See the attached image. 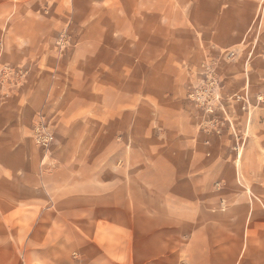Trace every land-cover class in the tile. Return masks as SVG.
Here are the masks:
<instances>
[{
  "label": "crops",
  "instance_id": "obj_1",
  "mask_svg": "<svg viewBox=\"0 0 264 264\" xmlns=\"http://www.w3.org/2000/svg\"><path fill=\"white\" fill-rule=\"evenodd\" d=\"M253 25L254 44L242 46ZM48 31L73 33L77 38L70 43L73 51L66 62L78 64L80 75L87 74L88 66L97 77L101 73L100 84L105 85L88 89L84 83L78 89H65V94L56 86H32L0 101V264H39L40 255L48 257L44 264H72L65 258L56 263L55 257L73 252L84 257L83 264H135L136 256L150 255L136 238L141 225L142 244L150 242V218L144 216L140 224L134 203L119 198V160L128 166L131 152L121 157L105 148L93 153L57 152L43 166L44 156L37 147L30 148V112L42 111L46 97L47 111L57 125L98 129L95 142L107 135V144H128L139 111L131 84L164 75L166 80H178L180 97L193 77L183 63L193 64L195 55L218 48L245 50L243 60L235 62L237 67L221 76L247 80L255 110L244 122L247 132L240 143L250 146L239 153V184L226 186L223 200H191L178 206V232L188 239L186 259L180 264H264V0H0L5 62L41 59V49L55 47L54 41L44 38ZM177 43L178 77L165 71L136 75L140 64L151 71L156 53L165 56L161 65L167 63L168 49ZM25 48L30 53L24 56ZM172 57L170 64L176 61ZM163 95L169 103V96L176 93L166 89ZM55 96L62 98L58 104ZM36 98L42 103L32 106ZM182 110L178 98V112ZM82 136L77 138L80 145L91 138ZM124 186L128 191L129 186ZM103 190L113 192L109 199L93 194ZM46 192L54 203L42 211L51 204ZM22 207L31 209L26 222L32 226L25 237L13 234L14 225L23 222ZM53 207L56 212H49ZM120 229L128 236L120 237ZM124 241L129 246L120 251Z\"/></svg>",
  "mask_w": 264,
  "mask_h": 264
},
{
  "label": "rangeland",
  "instance_id": "obj_2",
  "mask_svg": "<svg viewBox=\"0 0 264 264\" xmlns=\"http://www.w3.org/2000/svg\"><path fill=\"white\" fill-rule=\"evenodd\" d=\"M255 29L256 25H253L245 33L240 42L242 46L249 47L254 44L257 36ZM169 34L175 36V33ZM201 35L203 34L200 33V37ZM44 38L54 41L55 47L41 49L39 55L42 58L38 60L17 64L5 62L4 49L0 47V101L10 99L20 89H32V86H41L44 89L56 86L62 90L61 94H65V89H78L84 83L88 89L94 88L96 84L101 85V73L97 77L94 69L91 70L88 66L86 76L80 75L78 64L66 62L73 51L70 43H75L74 39L77 38L73 33L48 31ZM170 51L174 54H169ZM244 51L243 49L240 52L235 48H218L213 52L204 50L192 58L193 64L183 63V69L192 71L193 77L187 81L186 94L180 97L178 80H166L164 75L160 79L157 74L151 75L150 79L135 80L129 90L135 93V106L139 111L136 112V126L129 133L128 144H107V135L100 136L95 142L98 129L81 127L77 121L73 123L78 125L61 127L54 123L53 113L47 111L46 97L43 103L39 98V104L37 98L32 99V106L33 103L35 106L45 104L42 111L30 112L32 119L27 127L32 139L30 148L34 150V146L37 147L44 156L43 166L49 164V157L57 152L93 153L105 148L103 151L115 152L120 157L127 150L131 152L128 166L127 161L119 160V198L120 201L124 199L126 202L129 199L134 203L135 216L140 224L144 216L150 218L151 236L149 243L142 244L143 230L141 225L139 229L137 226L136 238L140 240L139 246L148 249L150 255L136 256L135 264H180L186 259L183 251L188 239L186 235L178 232V206L189 205L191 200H223L221 191L230 184H239V153L244 152L246 146H250L240 142L247 132L244 122H248L254 114V98L247 89V80H224L221 73L237 67L235 62L243 60ZM29 53L30 49H23L24 56ZM163 56L160 53L152 56L154 58L149 72L147 65H138L136 75L148 76L150 72L165 71L178 77V43L168 49V62L161 65L159 62H162ZM172 56L176 57L174 64L169 62L173 59ZM84 76L87 77L86 80ZM101 83L105 85L104 82ZM166 89L172 94L176 93L169 96V103L162 96ZM78 98L73 97L76 102ZM178 98L183 107L182 112H178ZM61 99L55 96V104ZM87 100L91 101L89 97ZM49 102L51 105L53 101ZM80 134L91 138L87 137L86 143L80 145L77 139ZM71 135L76 138H70ZM107 178L111 179V172ZM126 184L129 186L128 191L124 186ZM46 193L51 204L42 211L54 203L50 194ZM93 194L100 200H107L113 192L103 190ZM51 211L56 212V208L53 207L49 210ZM30 215L31 209L22 207L23 222L14 225L13 234L24 237L29 234L32 224L26 221ZM119 234L120 237L128 236V232L123 229H120ZM128 246L126 241L120 243V251ZM64 258L69 259L72 264L84 263V257L78 252H73L69 257L56 256V263L62 262ZM38 259L39 264H44L48 257L40 255Z\"/></svg>",
  "mask_w": 264,
  "mask_h": 264
}]
</instances>
